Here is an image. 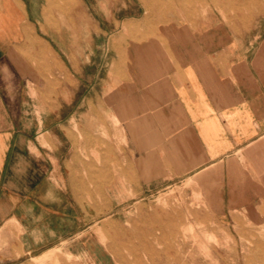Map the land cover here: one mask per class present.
<instances>
[{
    "label": "crops",
    "instance_id": "0c3cea01",
    "mask_svg": "<svg viewBox=\"0 0 264 264\" xmlns=\"http://www.w3.org/2000/svg\"><path fill=\"white\" fill-rule=\"evenodd\" d=\"M137 1L154 26L68 66L40 0H0V264H121L100 233L171 182L217 217L264 201V7L237 32Z\"/></svg>",
    "mask_w": 264,
    "mask_h": 264
},
{
    "label": "rangeland",
    "instance_id": "374dc122",
    "mask_svg": "<svg viewBox=\"0 0 264 264\" xmlns=\"http://www.w3.org/2000/svg\"><path fill=\"white\" fill-rule=\"evenodd\" d=\"M146 1V6L158 4V0ZM162 2L165 8L179 3L185 15L191 13V18L194 14L195 18L223 20L237 32L249 29L264 7V0ZM40 5L43 8L38 10L42 12L39 33L67 36L68 66L75 64L76 44L83 48V62H87L92 42L86 36H128L140 32L142 19L152 26L158 20L155 15L148 18L158 10L148 6L141 9L137 0H40ZM130 17L136 21L124 24ZM87 79L85 75L84 80ZM243 204L242 209L217 217L196 184L171 182L153 198L136 204L130 216L122 215L124 227L113 235L100 233V240L104 245L114 243V253L121 258V264H258L252 246L254 241L264 239V201Z\"/></svg>",
    "mask_w": 264,
    "mask_h": 264
},
{
    "label": "bare ground",
    "instance_id": "6f19581e",
    "mask_svg": "<svg viewBox=\"0 0 264 264\" xmlns=\"http://www.w3.org/2000/svg\"><path fill=\"white\" fill-rule=\"evenodd\" d=\"M252 251L255 253L257 263L264 264V239H258L254 241Z\"/></svg>",
    "mask_w": 264,
    "mask_h": 264
}]
</instances>
